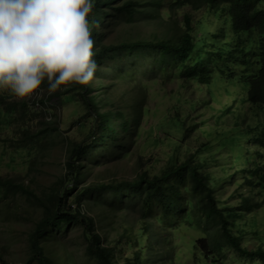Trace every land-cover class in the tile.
Masks as SVG:
<instances>
[{
    "label": "rangeland",
    "instance_id": "1",
    "mask_svg": "<svg viewBox=\"0 0 264 264\" xmlns=\"http://www.w3.org/2000/svg\"><path fill=\"white\" fill-rule=\"evenodd\" d=\"M114 2L115 6L120 4L119 0ZM171 9L161 7L149 18L133 13L132 22H114L107 15L104 28L101 22L96 23V29L92 27L94 48L123 40L133 42L134 38L154 43L173 41L184 26L177 20L181 11L174 17ZM216 23L209 28H216ZM224 31L229 32L227 24ZM158 50L148 46L141 52L144 54L126 59H116L115 54L105 56L103 62H96L95 76L86 87L62 86L59 96L47 101L48 110L31 105L34 94L24 99L28 105L21 110L20 100L0 91V264H22L30 257V236L44 207L53 206L57 190L66 182L69 151L91 133L92 119L86 116V105L79 95L81 86L86 96H95L98 112L109 110V118L115 115L111 118L114 136L100 139L97 132L94 143L79 158L80 175L70 182L74 185L72 194L62 207L74 206V195H80L79 210L91 220L100 243L115 245L116 264H263L260 258L239 253L228 244L213 247L216 224L207 221L200 210V194L192 190L185 173L182 179L169 176L179 190V203L167 217L155 196L150 197L149 208L144 207L145 195L137 187L82 190L91 184L137 179L143 172L148 177L160 175L194 153L202 162L200 169L216 178L223 176L215 182L214 198L217 206L237 209L231 233L237 236L241 229L247 236L241 239L242 245L249 249L259 246L256 236L251 238L257 226L250 220H259L264 214V205H257L262 194L258 186H252L253 175L249 176L250 183L246 182L247 169L253 163L241 157L260 150V144L254 140L251 144L239 135L251 118L248 104L240 102L245 91L232 84L242 82L226 71L229 84L223 80L221 86L209 91L205 83L183 75L172 59L165 57L164 65L159 64L162 58ZM46 92L45 81L35 98ZM227 106L230 110L224 111ZM120 110L128 122L123 132L118 125ZM131 118L137 119L135 124ZM242 197L251 203L245 209L237 206ZM144 211L147 214L140 220ZM141 224H146L142 233ZM86 240L78 221L46 224L38 234V243L52 264H99L86 250ZM204 244L205 253L201 250ZM139 247L140 260L133 262L132 254ZM260 247L264 249V241Z\"/></svg>",
    "mask_w": 264,
    "mask_h": 264
},
{
    "label": "trees",
    "instance_id": "2",
    "mask_svg": "<svg viewBox=\"0 0 264 264\" xmlns=\"http://www.w3.org/2000/svg\"><path fill=\"white\" fill-rule=\"evenodd\" d=\"M114 1L115 0H93L94 7L89 16L93 28H97L95 25L98 22H101V28H104L105 22L107 23V15L112 17V21L114 22H132L133 13L143 14V17L149 18L150 16H154L158 6L174 8L169 12L173 13L174 17L177 16L176 13L181 11L180 22H185V24H183L184 27L190 26L188 22H200L192 17L193 14L191 11L182 9L183 7L181 6L186 4H188L186 6L192 9L202 4V8L204 9V6H206L205 10H209L213 15L217 16L220 22L229 20L232 34L226 42L225 40H215L216 36L213 34L210 35L212 46H214L217 41L216 49L219 48V52H215L214 49L212 50L209 64L205 63V58L201 61L198 60L200 55L196 52L197 47L199 49L205 47L204 36L206 32L202 27H198V29L193 27L185 29L177 33L176 38L171 42L163 40L154 43L152 40L148 41V39L141 40L134 38L133 42H125L126 40H123L115 45L100 44L96 49H93L95 53L93 59L95 62H103L105 56H114V54L116 59L118 57L126 59L134 55L144 54L141 52L148 46L158 47L159 53L157 55L162 58L159 64L164 65L167 61L164 60L165 57L172 59L173 66L181 69L184 73L183 75L195 79L198 83H205L209 91H212L215 87L221 86L222 84H220V82L223 81V77L228 78L229 75L225 74V69H235L237 73H235L234 76L242 82V85L235 81H233L232 84L239 86L245 91L242 97H240V102L248 104L247 108L251 114L250 122L240 128L239 135L241 139L248 138L251 144L253 140L260 144V150L256 152L253 151L247 156L242 154V157L240 156V152L238 154L242 160L253 163V166L247 169L249 175L245 177L246 182L250 183V175L255 177V181H252V186H258L259 192L262 194V199L257 205L259 207L264 205V0H119L120 4L117 6L114 5ZM109 6L112 8L107 10ZM115 10H117V12H115ZM175 21L177 20L175 19ZM94 31L92 32V38H94ZM198 31L202 33L201 38L199 37L200 33L196 35ZM235 38L236 40L233 41ZM133 46H135L134 50L122 52L125 48L131 49ZM111 51H113V55ZM228 72L233 73V70H228ZM223 87L225 92H228L227 86ZM81 88L79 95L82 102L86 105V116L92 119L91 133L86 139L80 141L81 143H76L75 146L70 149L66 162L67 169L64 175L66 182L64 181L63 185L61 184V187L57 190L53 206L51 208L47 206L44 207V213L36 229L30 236L32 254L22 264H52V259L44 253L42 246L38 243V234L41 233L43 226L46 224L74 221H78L83 225L84 234L87 238L86 250L97 258L99 264H116L114 259L115 245L110 244L107 246L100 243L99 234L92 229L91 220L86 219L84 214L79 210L78 203L80 195H74L73 201L76 202L74 206L62 207L67 198L72 194L71 191L74 185L70 184V182L76 180L80 175L78 171L82 167V164L79 162V158L83 156L86 149L94 143V139L97 138V132L99 133L100 139L114 136L111 118L112 116L115 117V115L112 113L111 118H109V110L98 112L96 110L97 103L94 102L95 96H86V90L84 91L82 86ZM102 88L105 92V85H103ZM45 94V96H36V98L35 95H37V93L34 94V96L31 97V101H33L31 105L36 104L48 110L47 101L52 97L59 96L60 91L57 90L51 94L46 92ZM19 104L21 110H25L28 105L26 100H20ZM129 105L132 108V105ZM227 110H230V106H227L224 111ZM118 115L120 117L118 125L121 132H123L127 130L128 122L127 119L123 117L121 110L118 112ZM136 120L135 118H131L130 121L135 124ZM235 125V128H238V124ZM93 131L95 132L94 134ZM240 145L239 151H241ZM238 154H236L235 159L239 157ZM253 156H258L259 158L257 157V159L254 160ZM201 165V160H197L193 153L184 161H181L179 165H170L168 169L162 171L160 175L148 177L146 176V172H143L137 179L120 180L113 184L101 182L85 186L82 190L86 192L87 190H102L109 187V189L137 187L139 189L138 192H142L145 195V198L142 200V205L149 208L150 197L155 196V201L161 202L164 205V215L167 217L168 213H171L175 209V205L179 203L177 198L179 190L177 189V185L169 181V176L174 174L177 179H182L181 175L185 173L189 177L192 190L200 194V210L204 213L207 221H212L216 224V236L213 239V247L220 248L228 244L239 253L260 258L264 264V249L260 247L264 241V214L259 220L256 217L250 220L252 225L257 226V228L252 231L251 238H253V235L256 236L260 243L256 248L249 249L241 244V239L247 237L243 235L244 232L241 229L238 230L239 234L237 236L231 233V229L234 227L233 217H235L237 209L232 206L227 207L224 204L221 206L216 205L214 185L217 180H222L223 176L216 178L210 174V172L200 169ZM239 170L242 171L243 168H239ZM17 185L19 186V184ZM250 205L249 199L242 197L237 206L245 209ZM146 214L145 211L142 212L140 220H142ZM228 218H230V220H228ZM166 220L168 221L167 218ZM227 224L229 226H227ZM145 227L146 224L140 225V233L145 230ZM205 247L206 244L202 246L201 250H204ZM203 252L205 253V250ZM132 256L133 262L134 259L140 260V247Z\"/></svg>",
    "mask_w": 264,
    "mask_h": 264
},
{
    "label": "clouds",
    "instance_id": "3",
    "mask_svg": "<svg viewBox=\"0 0 264 264\" xmlns=\"http://www.w3.org/2000/svg\"><path fill=\"white\" fill-rule=\"evenodd\" d=\"M186 5L182 9L191 11L200 22H188L190 26L183 30L205 29V47H197L196 52L198 60L205 58L209 64L212 50L217 52V41L212 46L210 35L226 42L232 34L230 22H220L202 4L195 9ZM93 7V0H0V91L24 100L40 90L45 81L50 94L70 84L88 85L97 69L89 20ZM213 22L218 26L211 29ZM199 33L201 38V32L196 35ZM228 70L235 75V69H225V74L229 75ZM223 80L228 83L226 77Z\"/></svg>",
    "mask_w": 264,
    "mask_h": 264
},
{
    "label": "bare ground",
    "instance_id": "4",
    "mask_svg": "<svg viewBox=\"0 0 264 264\" xmlns=\"http://www.w3.org/2000/svg\"><path fill=\"white\" fill-rule=\"evenodd\" d=\"M193 153V152H192ZM190 154V153H189ZM217 166V165H216Z\"/></svg>",
    "mask_w": 264,
    "mask_h": 264
}]
</instances>
